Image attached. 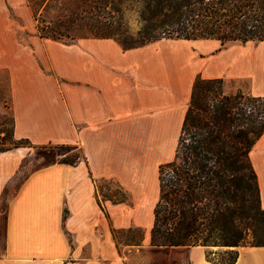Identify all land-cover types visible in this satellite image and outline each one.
I'll use <instances>...</instances> for the list:
<instances>
[{
    "label": "crops",
    "instance_id": "crops-1",
    "mask_svg": "<svg viewBox=\"0 0 264 264\" xmlns=\"http://www.w3.org/2000/svg\"><path fill=\"white\" fill-rule=\"evenodd\" d=\"M0 69L12 134L29 141L0 151V264H212L208 247L150 243L158 167L174 158L197 76L264 97V40L52 39L27 0H0ZM249 159L264 209V131ZM98 180L127 199L100 193ZM133 228L139 243L118 242ZM235 264H264V246L239 247Z\"/></svg>",
    "mask_w": 264,
    "mask_h": 264
},
{
    "label": "trees",
    "instance_id": "trees-1",
    "mask_svg": "<svg viewBox=\"0 0 264 264\" xmlns=\"http://www.w3.org/2000/svg\"><path fill=\"white\" fill-rule=\"evenodd\" d=\"M92 1L97 0L27 3L41 37L114 38L118 27L105 25L97 14L98 8L111 9L114 0H98L97 9ZM55 7L61 16L36 15L40 9L47 13ZM142 16L151 30L138 43L119 42L123 48L162 37L213 38L222 46L264 40V0H144ZM221 83L222 79L201 76L193 82L174 158L158 167L159 197L150 243L208 247L206 258L212 264L216 251L211 247H225L218 252L220 264H235L239 247L264 246V209L249 159L252 145L264 131V97L223 94ZM25 145L27 139H16L14 147ZM75 158L62 160L73 163Z\"/></svg>",
    "mask_w": 264,
    "mask_h": 264
},
{
    "label": "rangeland",
    "instance_id": "rangeland-1",
    "mask_svg": "<svg viewBox=\"0 0 264 264\" xmlns=\"http://www.w3.org/2000/svg\"><path fill=\"white\" fill-rule=\"evenodd\" d=\"M91 4L96 6V9L101 6V2L98 0L96 2L92 1ZM111 6V9L107 7L106 10H103V8H98L97 10L99 11L97 14L99 17L98 19L101 22H105V25L111 24L113 28L118 27L117 31L113 34L114 39L123 44L138 43L139 41L143 40L146 32L151 30V28H149L151 23L145 20L144 16H142L144 0H114ZM56 7L50 9L47 13H44V11L40 9L36 15L38 18H42L44 16L46 18H50L52 16H58L62 14L61 12H58ZM234 84V82L222 80L220 86L223 94L234 95L225 92L228 87H233ZM12 126L13 118L10 109V89L8 75L5 69H0V151L12 148L16 143V139L12 134ZM78 156H80V154L74 151L71 153L70 157L67 158L71 159L76 157L75 159H77ZM96 185L102 194L109 196L115 195L117 198H127V195L114 181L98 180L96 181ZM141 234L142 233L138 228H133L129 231L117 232L116 238L120 243L127 241H139ZM213 247L211 249L215 250L216 252L212 254L211 257L214 259L216 264H220V256L218 252L224 250L225 247Z\"/></svg>",
    "mask_w": 264,
    "mask_h": 264
}]
</instances>
